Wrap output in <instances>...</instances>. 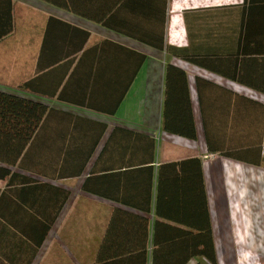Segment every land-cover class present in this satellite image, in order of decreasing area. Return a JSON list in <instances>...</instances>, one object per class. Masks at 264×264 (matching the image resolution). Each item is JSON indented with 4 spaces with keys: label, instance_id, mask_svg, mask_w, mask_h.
Here are the masks:
<instances>
[{
    "label": "crops",
    "instance_id": "0c3cea01",
    "mask_svg": "<svg viewBox=\"0 0 264 264\" xmlns=\"http://www.w3.org/2000/svg\"><path fill=\"white\" fill-rule=\"evenodd\" d=\"M13 1L15 30L0 46L18 31L28 73L0 92L52 112L54 151L51 177L12 168L19 183L0 182L3 214L27 232L51 217L53 227L39 245L33 233L20 235L19 249L4 237L0 261L187 264V224L202 219L206 199L218 264H263L264 9L251 14L244 0L172 9L167 0L164 25V2L153 0L115 16L135 38L89 12ZM147 35H163L165 50L143 43ZM122 48L146 62L116 113L78 105L118 99Z\"/></svg>",
    "mask_w": 264,
    "mask_h": 264
},
{
    "label": "trees",
    "instance_id": "16d2710c",
    "mask_svg": "<svg viewBox=\"0 0 264 264\" xmlns=\"http://www.w3.org/2000/svg\"><path fill=\"white\" fill-rule=\"evenodd\" d=\"M45 3L57 8L77 11L80 13H90L93 20L103 23L113 29L122 31L130 37H138L137 34L130 32L131 27L124 24H117L115 21L116 14H126L134 16L138 14V6L149 4L153 0H43ZM164 2V20L156 16L157 21L166 25L167 0ZM245 7L251 9V14L264 9V0H244ZM86 10V11H84ZM15 4L13 0H0V41L13 34L15 30ZM163 18V17H162ZM131 25V21L125 23ZM165 27V26H164ZM141 39L143 43L157 47L159 50H165L164 36L161 39H155L152 35H147ZM120 48V47H118ZM119 50V49H118ZM124 52L125 64L123 68V84L121 89L117 90L120 95L116 101H111V105L106 100L98 97L88 99V102H79L78 105L106 111L109 115H114L125 98L130 85L138 75L139 71L146 62V56L126 48L121 49ZM30 87V83L24 85V89ZM61 99H65L64 97ZM52 112L44 105L28 101L18 96L0 92V182L10 179V183L18 184L14 181L16 175L11 172L12 168L32 171L44 177H51L52 170V153L54 146L50 140L53 136L51 128ZM82 120V119H80ZM7 165L4 167L3 165ZM28 184L33 181H28ZM35 190L36 188L33 187ZM69 194H65L62 202H65ZM61 202V204H62ZM4 193L0 192V252L4 249V237L12 235L17 240V246L13 249L20 248L19 237L27 233H33V237H40L38 245L45 240L53 227V217L48 223L39 226H31V232L22 228L21 224H6L4 216ZM199 207V204H198ZM198 221L189 220V228L186 242L187 264H218L212 227L210 224L209 213L206 199H204V208H202V219H199L200 212H197ZM46 221V220H45ZM38 234H37V233ZM183 246V242H182ZM204 259V262L200 261ZM207 262V263H206ZM178 263V262H177ZM0 264H4L0 261ZM156 264V263H155ZM158 264V262H157ZM173 264V263H172ZM185 264L184 258L182 263Z\"/></svg>",
    "mask_w": 264,
    "mask_h": 264
},
{
    "label": "rangeland",
    "instance_id": "374dc122",
    "mask_svg": "<svg viewBox=\"0 0 264 264\" xmlns=\"http://www.w3.org/2000/svg\"><path fill=\"white\" fill-rule=\"evenodd\" d=\"M218 1H227V0H218ZM172 3V9L174 6H177L179 3V0H171ZM24 16L23 14L19 11V5L17 6V13H16V27L19 29V27H22V20ZM19 33L17 31L16 37L11 40L9 43H6L5 45L0 46V76H4L5 79H1L0 82L2 84H12L14 85L17 80L20 79L23 75L25 76L27 70L25 68L21 69V64L22 62V56L19 52V43H18V38ZM7 78V79H6ZM6 81V82H5ZM257 211V210H254ZM253 212H251V219L252 222H254V216L252 215ZM257 216H259L257 214ZM263 217V216H261ZM262 221L264 219H258V221ZM259 258V257H258ZM258 258H253V263L258 264L260 260ZM262 260V263L264 264V257L260 258ZM258 261V262H256Z\"/></svg>",
    "mask_w": 264,
    "mask_h": 264
}]
</instances>
